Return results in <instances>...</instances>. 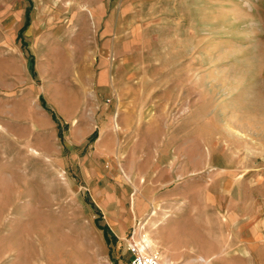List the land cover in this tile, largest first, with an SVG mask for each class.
<instances>
[{
    "label": "rangeland",
    "instance_id": "374dc122",
    "mask_svg": "<svg viewBox=\"0 0 264 264\" xmlns=\"http://www.w3.org/2000/svg\"><path fill=\"white\" fill-rule=\"evenodd\" d=\"M264 264V0H0V264Z\"/></svg>",
    "mask_w": 264,
    "mask_h": 264
},
{
    "label": "built area",
    "instance_id": "2783aa9c",
    "mask_svg": "<svg viewBox=\"0 0 264 264\" xmlns=\"http://www.w3.org/2000/svg\"><path fill=\"white\" fill-rule=\"evenodd\" d=\"M130 254V264H163L153 252L151 243L132 233L126 241Z\"/></svg>",
    "mask_w": 264,
    "mask_h": 264
}]
</instances>
